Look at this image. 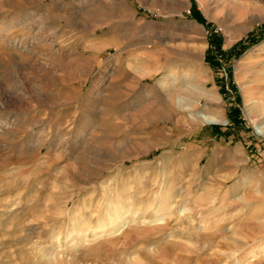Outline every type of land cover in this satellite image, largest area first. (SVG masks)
<instances>
[{"label":"rangeland","instance_id":"rangeland-1","mask_svg":"<svg viewBox=\"0 0 264 264\" xmlns=\"http://www.w3.org/2000/svg\"><path fill=\"white\" fill-rule=\"evenodd\" d=\"M0 264H264V0H0Z\"/></svg>","mask_w":264,"mask_h":264},{"label":"bare ground","instance_id":"bare-ground-1","mask_svg":"<svg viewBox=\"0 0 264 264\" xmlns=\"http://www.w3.org/2000/svg\"><path fill=\"white\" fill-rule=\"evenodd\" d=\"M215 120H212V122H214ZM206 122V121H205ZM159 206L160 210L163 212V213H167L169 211H171V208L172 207V203H167V202H161L160 205L157 203V200H153V201H150L147 202V204H145V208L146 210L148 211L149 209H151L153 206ZM119 208V207H117ZM121 208L123 209V213L121 215H119L118 217H115V218H112L111 221H110V228H112L113 230H111L112 232L110 234H116V233H122L123 232V229L126 228V225H127V222H124V220L126 219L124 216L128 213H132L133 211H131V206H130V200L129 202H127L125 205L121 206ZM120 209V208H119ZM142 209V208H141ZM140 210V209H138ZM166 216V215H165ZM164 218L162 219L161 218V215H156L155 217H153V219H145L144 221H142V223H156V222H160V221H163ZM59 223V222H58ZM72 235V234H71ZM101 237V236H100Z\"/></svg>","mask_w":264,"mask_h":264},{"label":"trees","instance_id":"trees-1","mask_svg":"<svg viewBox=\"0 0 264 264\" xmlns=\"http://www.w3.org/2000/svg\"><path fill=\"white\" fill-rule=\"evenodd\" d=\"M194 17L198 20V21H201L202 20V17H201V14L199 11H194Z\"/></svg>","mask_w":264,"mask_h":264}]
</instances>
